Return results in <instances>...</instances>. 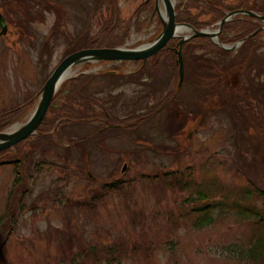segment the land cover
Here are the masks:
<instances>
[{
	"label": "rangeland",
	"instance_id": "rangeland-1",
	"mask_svg": "<svg viewBox=\"0 0 264 264\" xmlns=\"http://www.w3.org/2000/svg\"><path fill=\"white\" fill-rule=\"evenodd\" d=\"M144 1L0 0L1 131L29 119L49 75L91 38L118 39L128 29L123 46L152 42L163 25L158 12L149 23L155 0L139 9ZM254 1L264 13V0ZM110 16L116 27L101 29ZM262 30L230 52L209 42L188 47L176 90L171 53L150 72L139 70L142 60L74 66L55 108L86 82L84 97L74 92L85 117L61 120L71 117L63 111L58 125L0 151V264H264L239 253L264 248ZM246 53L251 67L239 68ZM207 59L232 65L218 86L203 79L216 75ZM239 74L253 95L231 85ZM208 82L218 99L203 97ZM169 90L175 97L153 110ZM174 105L182 115L172 118Z\"/></svg>",
	"mask_w": 264,
	"mask_h": 264
},
{
	"label": "trees",
	"instance_id": "trees-1",
	"mask_svg": "<svg viewBox=\"0 0 264 264\" xmlns=\"http://www.w3.org/2000/svg\"><path fill=\"white\" fill-rule=\"evenodd\" d=\"M114 1L116 3V0H114ZM150 1L151 0H149L147 3L142 4L139 7V9L140 8H144ZM252 2H255V1L254 0H233V2H231L229 0H187L185 3H182V4L181 3L180 4L177 3L176 4V6H175L176 21L177 22H181V23H188V24L192 25L196 29H202V28L208 27L212 23H215V25H218L217 22H219L222 18H224L225 15L227 14V12H231V11L244 9V10H253V11H256V12H258L260 14H264L263 12H261V10L257 9L253 5ZM202 4H206L207 8H204L202 6ZM115 9L117 11L118 7H115ZM153 9H154V5H153V7L151 9L150 15H151ZM212 12L215 13L214 17H212L210 19H202V20H200V18L203 16V14H208V13H212ZM112 18L113 17L110 16L108 18V20L106 21V23L103 24L101 29H107V31H110V29H113V27H116V26H113V25L111 26ZM260 26H261V23L258 22L256 18H254L252 16L245 15V14H237L233 19H230V20H228L227 22L224 23L223 28H222V30H221V32L219 34V40L222 43H231V42L235 43V42L240 41V40L244 39L245 37H247L249 34L254 32L255 30H257ZM262 31L263 30L259 31L258 33L254 34L251 37H249L248 39H246L242 43V45L245 46V44H246L245 42L250 41L252 39H255L257 35L262 33ZM102 32H103V30H102ZM231 33H233V34H231ZM128 35H129V31H128V29H126L124 31L123 35H119L118 39H116V38L110 39L109 37H106V38L104 37L103 39H100V37H94V38H91L86 43V46L84 48H101V47L122 46L126 42V37H128ZM179 40H180V38H172L171 40H169V42L167 43V45L165 47H163L161 50H159L156 54H154V55L150 56L149 58H147L146 61H139L140 62L139 70L144 72L149 67H153V68H156V66L158 67L160 65V63L159 64L157 63L158 62L157 56L158 55H161V56H165L166 55L165 57L167 58L170 55V53L173 55L174 63H175V66H176V62H177V58H178L176 49L178 48ZM204 42H206V43L209 42L208 44H210L211 46H215L216 49L219 50L220 52H224V53L225 52H230L229 49H224V48L218 46L217 44H215L213 42V40L209 36H199V37H193V38L189 39L188 41H186L184 43V46H183V58H185L184 54H185V51L188 49V47L195 46V44L204 45L205 44ZM72 48H75V47H72ZM77 48H79V46ZM72 50H75V49H72ZM246 57L250 58V56H248L247 53H246V56L243 59L246 60ZM244 60H242V61H241V59H236L235 60L238 63V67L239 68H244V67H248V65H249V67H251V63L248 62L247 60H246L247 63H244L245 62ZM205 62H208V64L211 65V67L213 66V68L217 69L216 73H215L216 75L213 74L214 75L213 78L212 77L209 78L208 77L209 75H206V77H203V75H202L201 77H203V79H206V80L209 79V80L213 81V85L215 83H218L217 86L220 85L221 82H218V81H221V79L227 78V73L231 69L232 65H230V64L223 65V64H221V61H219V60L213 61V60L207 59V61H205ZM232 63H234V62H231V64ZM184 64H185V59H184ZM220 65H222V66H220ZM146 72H150V71L147 70ZM232 72H234V71H232ZM186 73H187V67L185 66V68H184V79L186 77ZM217 74H218V76H217ZM229 75L231 76V74H228V76ZM178 76H179V73H178ZM90 77L93 78V75H91ZM80 78H82V77H80ZM241 79H243L244 81H242ZM73 80H74V78H70V79L66 80L62 84V86L60 87L58 92L56 93V95H55V97H54V99H53V101H52V103L50 105V108H49V110H48L43 122L41 123L39 129H38V133H42V131H44L45 129L53 127L54 125H58L59 120H57V119L61 118V116L63 115V111H65L66 113L70 112L69 116H71V117H69V118L63 117V118H61V120L64 119L65 121H69V120L75 121L76 119H78L77 117H80L81 120L85 117L84 116L85 115V112H84L85 109L81 108L79 110V108L77 109L76 106H75V103H74L75 94H74V92L76 90H78V93L81 96L84 97V91L82 90V87L83 88L87 87L86 82L83 84V86H77V87L71 88L70 91H69L70 94L68 96L69 99L68 100H64L63 103H60L58 109L55 108V101L57 100V98L60 95H64V96L66 95L65 93H62V92H64V89L67 87L68 84H70V83L72 84ZM89 81H91V80H89ZM182 83H183V81H182ZM233 83L236 86L242 87V90L244 92L250 91L248 94H252L253 95V93H252L253 91L252 90H248V88H247L248 83H247V81H246L244 76L242 77L239 74V76H237L235 79L231 78V85ZM181 85L180 86L178 85V80H177L176 83H175V86L172 87V89L176 90V87H177V89H179V87H181ZM207 85L208 86H206V87L208 88V90H207L206 94L203 97L208 98V99L209 98H213V99L217 98L218 99V97H220V92L218 93L217 90L216 91L213 90V92L209 93V91H210L209 89H218L217 86H214L213 88H210L209 82H208ZM227 85H228V82H227ZM249 85H250V81H249ZM173 92L174 91H172V90L170 91L169 90L166 93V95L161 99V101H160L161 104L159 103L160 105L159 104L153 105L152 109L153 110L156 109V108L158 109V108H161V106H163L165 104H168V102H170L172 100V98H174L175 95H176V92H174V93ZM67 93H68V91H67ZM206 95H208V96H206ZM95 98L98 99L99 97L96 96ZM221 100H222V98H221ZM101 106H103V104H101ZM5 113L7 114L8 112H5ZM51 113H53V114H51ZM103 113L107 117L108 116L112 117V115H113V114L110 113L109 110H107L106 107L103 110ZM143 115L144 114H141L140 116H143ZM175 115H176V117L179 116V115H182V112L180 110H178V108L174 105L173 113L171 114L172 118L175 117ZM133 117L139 118V121H140V117L138 116V114H136V116H133ZM106 121H108V119ZM44 127H45V129L40 131ZM106 127H110V126L106 125ZM1 130H3V129H0V131ZM17 146L18 145L14 146V147H17ZM4 151H6V150H4ZM23 158H19L18 159L19 163L16 160V162H17L16 165L18 167L20 165L21 166L22 165H26V159H23ZM15 181L17 182V184H19L20 181H21V178H19V176H18L15 179ZM112 187H113V185H111L110 188H112ZM206 197H208V195L205 192H201L200 196H199V199H203L204 200V198H206ZM95 198L96 197L94 196L92 199H95ZM209 207H210L209 205L208 206L206 205L204 207V210L209 209ZM205 213H206L205 215L208 216L207 218H209L208 221L205 222V224H208L211 221H213V216H211V214H209L207 212H205ZM202 217H200L199 219L202 220L203 219ZM262 245L263 244L259 242L257 244L252 245L248 250L240 249L239 253H240V255L243 258L245 257V259H247V260H251V261H254V262H259L262 259H264V257H263L264 248H263Z\"/></svg>",
	"mask_w": 264,
	"mask_h": 264
},
{
	"label": "water",
	"instance_id": "water-1",
	"mask_svg": "<svg viewBox=\"0 0 264 264\" xmlns=\"http://www.w3.org/2000/svg\"><path fill=\"white\" fill-rule=\"evenodd\" d=\"M163 5L165 8L166 16H163L159 9V2L155 0V8L152 13L154 15L156 12L160 15L163 28L158 36L150 43L142 44L140 46L131 48L127 46H117V47H101V48H81L76 50L69 55H67L53 70L50 76L45 81L35 110L29 117V119L22 125L20 128L16 129L13 132H9L8 128L4 131H0V151L12 148L14 145L19 142L27 139L29 136L36 134L38 128L43 122L49 107L59 90L61 84L66 80V77L63 80V75L76 65L83 64L85 62H117V61H137L142 60L146 61L147 58L156 54L159 50L167 45L169 40L172 38H180L178 42V48L176 49L178 58L177 63L179 66V82L178 85L182 84L184 79V59H183V46L186 41L193 37L199 36H209L216 44L224 49H233L238 47L246 39L252 35L258 33L264 29V14H260L253 10H236L228 12L224 18L217 22L216 29H210L209 27L196 29L188 23H181L176 21V10L174 0H163ZM237 14H246L252 16L256 19L262 21L261 25L257 30L249 34L244 39L235 42L233 44L221 43L219 40V34L223 28L225 22L230 20L233 16ZM0 25L1 31L0 35L6 33L7 23L4 16H0ZM186 27L183 34L180 30V27ZM89 175L92 176L91 172Z\"/></svg>",
	"mask_w": 264,
	"mask_h": 264
},
{
	"label": "bare ground",
	"instance_id": "bare-ground-1",
	"mask_svg": "<svg viewBox=\"0 0 264 264\" xmlns=\"http://www.w3.org/2000/svg\"><path fill=\"white\" fill-rule=\"evenodd\" d=\"M158 2H159V9H160V11H161V13H162V15L163 16H166V14H165V8H164V5H163V0H158ZM153 15H150L149 16V18H148V21H149V23L150 22H152V19H153ZM148 21H147V23H148ZM153 27V26H152ZM180 30L182 31V33L183 34H186L187 32H185V30H186V27H184V26H182V27H180ZM74 52V51H73ZM184 59V58H183ZM102 63H104V64H107V62H102ZM110 65V64H109ZM71 68H73V67H71ZM72 73H71V69L70 70H68L64 75H63V80L66 78V77H68V76H70ZM96 75V74H95ZM50 76V75H49ZM70 78V77H69ZM71 78H72V76H71ZM63 84V83H62ZM61 84V85H62ZM61 87V86H60ZM60 89V88H59ZM58 92V91H57ZM50 108V107H49ZM22 126V125H21ZM18 128H20V124H14V125H12L11 127H9V129H8V131L9 132H13V131H15L16 129H18ZM39 129V128H38ZM37 133H38V131H37ZM34 135V134H33ZM32 136V135H31ZM30 137V136H29ZM28 137V138H29ZM22 142V141H21ZM21 142H19V143H21ZM16 145H18V144H16ZM16 145H14V146H16ZM13 146V147H14ZM9 149V148H8ZM7 150V149H6ZM4 151V150H3Z\"/></svg>",
	"mask_w": 264,
	"mask_h": 264
},
{
	"label": "flooded vegetation",
	"instance_id": "flooded-vegetation-1",
	"mask_svg": "<svg viewBox=\"0 0 264 264\" xmlns=\"http://www.w3.org/2000/svg\"><path fill=\"white\" fill-rule=\"evenodd\" d=\"M148 1H149V0H145L144 3H147ZM154 3H155V1H154ZM108 126H109V125H108Z\"/></svg>",
	"mask_w": 264,
	"mask_h": 264
}]
</instances>
